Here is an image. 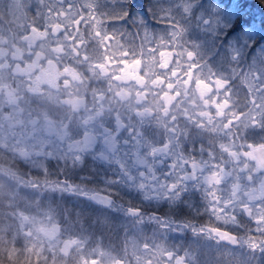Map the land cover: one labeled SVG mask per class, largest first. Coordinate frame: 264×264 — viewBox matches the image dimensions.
<instances>
[{
	"label": "rangeland",
	"instance_id": "obj_1",
	"mask_svg": "<svg viewBox=\"0 0 264 264\" xmlns=\"http://www.w3.org/2000/svg\"><path fill=\"white\" fill-rule=\"evenodd\" d=\"M156 1L159 15L139 18L131 43L108 27L100 0H0V145L41 167L49 156L72 163L92 157L111 164L112 179L145 199L179 201L197 191L219 224L253 220L236 246L216 225L122 212L131 226L129 255L96 246L85 264H226L230 257L264 264V167L253 153L257 145L233 135L263 118L264 40L254 44L253 27L227 38L214 31L215 14L230 16L218 3ZM244 33L251 34L247 46H237L235 37ZM236 75L248 88L245 105L230 84ZM143 121L162 124L168 141L150 139ZM186 123L228 139L188 156L180 149ZM8 178L0 169V189ZM20 221L41 246L65 252L86 246L62 239L48 209Z\"/></svg>",
	"mask_w": 264,
	"mask_h": 264
},
{
	"label": "trees",
	"instance_id": "obj_2",
	"mask_svg": "<svg viewBox=\"0 0 264 264\" xmlns=\"http://www.w3.org/2000/svg\"><path fill=\"white\" fill-rule=\"evenodd\" d=\"M100 1L105 7L101 11L108 27L117 29L131 43H135L134 38L140 32L138 19L153 20L161 11L156 0ZM205 1L221 3L231 10L229 17L235 30L230 35L253 27L257 29L254 44L263 41L264 0ZM239 80V75H236L230 84L238 89L236 94L245 105L248 88ZM11 84L14 86L13 79ZM0 91L2 104L5 102V88ZM140 127L155 142L168 141L166 130L159 122L144 124L143 121ZM185 128L180 149L194 158L200 156L199 146L215 149L221 140L228 139L223 132L215 133L196 125L186 123ZM233 135L240 144H264V113L256 126L245 130L236 127ZM0 169L12 176L0 189V264H85L90 258L89 249L96 246L116 257L128 256L131 226L125 223L122 212L131 218L155 217L195 227L216 225L218 229L215 230L223 231L225 238L234 233L242 239L253 227L251 218H245L235 226L219 224L211 215L203 194L197 191L185 193L179 201L145 199L141 192L134 191L119 179H112L116 178V172L111 164L92 157L72 163L49 156L45 166L41 167L28 163L11 148L0 145ZM16 185H21V191L17 190L18 186L15 188ZM44 209H48L57 221L62 239H82L86 242L85 248L78 250L73 247L65 252L49 249L45 243L41 246L31 230L26 231L22 227L20 220L22 214H39ZM223 262L239 264L231 257Z\"/></svg>",
	"mask_w": 264,
	"mask_h": 264
},
{
	"label": "snow or ice",
	"instance_id": "obj_3",
	"mask_svg": "<svg viewBox=\"0 0 264 264\" xmlns=\"http://www.w3.org/2000/svg\"><path fill=\"white\" fill-rule=\"evenodd\" d=\"M217 15V19H215L214 22V31H220V32H224L225 34V38H227L235 29L232 23V18L231 17H227V16H219V14H215ZM204 23L206 24H213V20L212 18H207L204 20ZM225 29H227V31H225ZM251 38V34L249 33H244L241 35H237L235 37V43L237 46H247V41L248 39Z\"/></svg>",
	"mask_w": 264,
	"mask_h": 264
},
{
	"label": "water",
	"instance_id": "obj_4",
	"mask_svg": "<svg viewBox=\"0 0 264 264\" xmlns=\"http://www.w3.org/2000/svg\"><path fill=\"white\" fill-rule=\"evenodd\" d=\"M253 153L260 163V166L264 167V144L258 145L256 148H254ZM227 241L236 246L240 243L237 235H228Z\"/></svg>",
	"mask_w": 264,
	"mask_h": 264
},
{
	"label": "bare ground",
	"instance_id": "obj_5",
	"mask_svg": "<svg viewBox=\"0 0 264 264\" xmlns=\"http://www.w3.org/2000/svg\"><path fill=\"white\" fill-rule=\"evenodd\" d=\"M210 2V1H209ZM212 3V2H211ZM217 3V2H216ZM218 4H220V5H222L223 6V10H227V11H229L228 13L229 14H231V10L230 9H228L227 7H225L223 4H221V3H218ZM264 40V39H263ZM262 42V41H261ZM229 235H237V234H234V233H232V234H229ZM238 236V235H237ZM238 238H239V236H238ZM239 241H240V239H239Z\"/></svg>",
	"mask_w": 264,
	"mask_h": 264
}]
</instances>
